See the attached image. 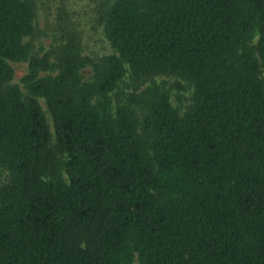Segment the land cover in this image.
<instances>
[{
  "label": "trees",
  "instance_id": "16d2710c",
  "mask_svg": "<svg viewBox=\"0 0 264 264\" xmlns=\"http://www.w3.org/2000/svg\"><path fill=\"white\" fill-rule=\"evenodd\" d=\"M100 19L113 54L68 41L50 65L24 40L33 2L0 0V264H264V0H111ZM128 74L185 79L191 102L151 84L139 119L110 96Z\"/></svg>",
  "mask_w": 264,
  "mask_h": 264
},
{
  "label": "rangeland",
  "instance_id": "374dc122",
  "mask_svg": "<svg viewBox=\"0 0 264 264\" xmlns=\"http://www.w3.org/2000/svg\"><path fill=\"white\" fill-rule=\"evenodd\" d=\"M35 11V29L25 41L31 43V55L42 57L49 54L50 65L58 62L57 57L64 50V45L72 41L82 56L95 61L113 54L115 51L106 40L103 24L100 19V9L103 3L111 0H31ZM14 75L10 82L27 93L21 79L29 72L28 61L9 62ZM56 67L48 71H41L40 76L56 74ZM93 74L88 65L82 70V78L87 81ZM155 84L168 89L170 100L180 113H183L191 102L192 86L177 76H157L151 79L134 78L128 74L120 83L119 88L110 94L112 103H127L134 107L139 119L145 114V109L135 102V96L147 86ZM39 103L45 111L52 130L51 118L46 110L43 99ZM8 179L7 172L0 169V185ZM133 264H138L135 258Z\"/></svg>",
  "mask_w": 264,
  "mask_h": 264
}]
</instances>
